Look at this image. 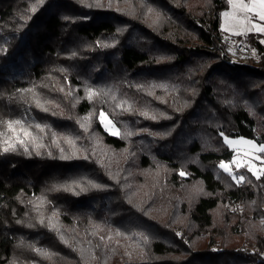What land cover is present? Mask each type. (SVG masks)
Segmentation results:
<instances>
[{"label": "trees", "instance_id": "trees-1", "mask_svg": "<svg viewBox=\"0 0 264 264\" xmlns=\"http://www.w3.org/2000/svg\"><path fill=\"white\" fill-rule=\"evenodd\" d=\"M227 8L0 0V133L27 114L42 144L0 145V264H264V176L219 167L225 137L264 145V61L219 53Z\"/></svg>", "mask_w": 264, "mask_h": 264}, {"label": "rangeland", "instance_id": "rangeland-1", "mask_svg": "<svg viewBox=\"0 0 264 264\" xmlns=\"http://www.w3.org/2000/svg\"><path fill=\"white\" fill-rule=\"evenodd\" d=\"M227 2H228L227 10L220 13L221 36L224 37L225 39H228V41H230L233 44L248 45V43L246 42L247 41L246 36L248 34H255V35L259 34L262 38L260 41L264 45V33L258 32L256 30V27H255L256 25L264 26V21H261L259 19V16L256 14V11L254 10L252 12L246 13V15L249 17L250 22L245 21L243 23V25H241V24L236 23V20L242 21L245 13L239 11L238 9H234L233 4L230 3L229 0H227ZM234 2H235V0H234ZM243 2L245 4H249L251 2V0H243ZM224 13H229V16L226 17L224 15ZM233 17H235V20L233 19ZM22 116L23 117H21L19 120L22 123L23 122H26L29 124L36 123L34 117L28 116L27 114H23ZM105 116L108 118V116L106 114H105ZM99 122H100L102 128H105L104 124L101 122V115L99 117ZM106 131L110 134V132L108 130H106ZM3 133H7L8 136H12V133L9 132L7 128L4 130ZM110 135H112V134H110ZM32 136L35 137L34 134H32ZM112 136L117 137L118 135H112ZM5 139H6L5 136H2L0 139V145H1L3 150L5 147H7V144L4 143ZM25 139H30V138H25ZM227 140L232 142V143L226 142L225 138H224V142L226 143L229 150L231 152H233V155H232V159L230 161L223 162V163L229 165L230 171L234 175H236L237 177H239V176L245 177L246 176L245 173H247V172L250 173L251 175H253L252 172L248 171V165H253L254 171L259 170V169H264V153L256 150L257 148H259L262 145L259 146L249 139H242V138L229 139V138H227ZM244 141H247L250 143H245ZM39 145H42L41 141H40V139H36L35 143H31V142L27 143L26 148H27V150H29L30 148H34V147L39 146ZM253 146H255V147H253ZM18 148H23L25 150V146H21L19 144H16L15 149H18ZM254 177L256 178V176H254ZM230 178L232 179L231 176H230Z\"/></svg>", "mask_w": 264, "mask_h": 264}, {"label": "snow or ice", "instance_id": "snow-or-ice-1", "mask_svg": "<svg viewBox=\"0 0 264 264\" xmlns=\"http://www.w3.org/2000/svg\"><path fill=\"white\" fill-rule=\"evenodd\" d=\"M44 0H39V4H43ZM230 3L233 4L234 9H238L239 11L245 13L243 20H236V23L243 25V23L245 21L250 22L249 17L246 15V13L248 12H252V11H256V14L259 16V19L261 21H264V0H251V2L249 4H245L243 2V0H229ZM32 12L36 11V6L32 7ZM224 15L227 17L229 16V13H224ZM233 19L235 20V17H233ZM256 30L258 32L264 33V26H259L256 25ZM94 95V93L92 92L91 89H89V98H92V96ZM45 111H47V109H44ZM101 122L104 124L105 129L108 130L110 132V134L112 135H120V132L118 129L115 128V125L113 123L112 120L108 119L105 114L103 112H101ZM145 116H147V113L144 114ZM83 126V125H82ZM36 128L40 129L41 131H43L44 129L41 127V125L37 124L35 125ZM7 129L9 132L12 133V136H8L7 133H0V136H5L6 139L4 141L5 144H7V147L4 148V151H15V146L16 144H19L21 146H25V150H27L26 148V144L31 142V143H35L36 142V137L32 136V133L28 130V128L24 127L22 122L17 120V121H9L7 122ZM22 134V135H21ZM132 133H126V135H131ZM25 138H30V139H25ZM225 141L232 143L230 141L227 140V137H225ZM69 143H73L71 140L68 141ZM245 143H250L247 141H244ZM255 147V146H253ZM259 152L264 153V145L260 146L259 148L256 149ZM220 168H222L229 176L232 177V179L234 181H236V183H241L245 180L244 176H239L237 177L236 175H234L229 168V165L221 162V164L219 165ZM254 166L253 165H248V171L252 172V174L254 176H256L257 179H260L261 176H264V169H259L254 171ZM181 175H184L183 172H181ZM93 187H97V185H93ZM65 190H69V189H65ZM85 189H81V191H84ZM143 236V234H141ZM181 235L180 233H177V236ZM143 239L145 241H147V237L143 236ZM45 255H47L45 253Z\"/></svg>", "mask_w": 264, "mask_h": 264}, {"label": "built area", "instance_id": "built-area-1", "mask_svg": "<svg viewBox=\"0 0 264 264\" xmlns=\"http://www.w3.org/2000/svg\"><path fill=\"white\" fill-rule=\"evenodd\" d=\"M219 53L225 58L228 65H237L258 70L264 61V51L245 44H233L222 36L217 38Z\"/></svg>", "mask_w": 264, "mask_h": 264}]
</instances>
